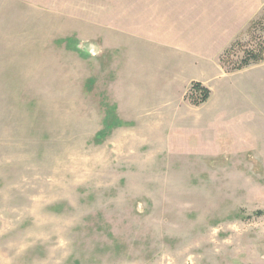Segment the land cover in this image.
Wrapping results in <instances>:
<instances>
[{"label":"rangeland","instance_id":"374dc122","mask_svg":"<svg viewBox=\"0 0 264 264\" xmlns=\"http://www.w3.org/2000/svg\"><path fill=\"white\" fill-rule=\"evenodd\" d=\"M158 2L0 0V264H264V64L219 68L171 143L94 65ZM263 15L230 25L231 59Z\"/></svg>","mask_w":264,"mask_h":264},{"label":"crops","instance_id":"0c3cea01","mask_svg":"<svg viewBox=\"0 0 264 264\" xmlns=\"http://www.w3.org/2000/svg\"><path fill=\"white\" fill-rule=\"evenodd\" d=\"M192 1L140 7L129 28L114 24L112 31L98 36L100 52L94 65L112 73L109 83L121 82L115 97L125 106L122 112L148 134L159 130L164 137L168 129L180 138L181 131L195 129L202 115L192 111L196 106L187 98L191 84L200 82L210 89L207 105L218 69L222 75L228 72L221 57L234 39L230 25H247L264 7V0H205L202 6ZM173 141L181 138L168 143Z\"/></svg>","mask_w":264,"mask_h":264},{"label":"trees","instance_id":"16d2710c","mask_svg":"<svg viewBox=\"0 0 264 264\" xmlns=\"http://www.w3.org/2000/svg\"><path fill=\"white\" fill-rule=\"evenodd\" d=\"M259 31V34L254 35V31ZM248 31L252 35L251 42L244 45L239 52L242 56L234 60L230 58V54L237 55L236 46L238 43L234 42L225 50L221 57V62L226 71L232 72L241 70L242 68L253 64L264 62V15L260 18L251 21ZM210 89L205 87L200 82H194L191 87L189 99L194 105H200L207 101L210 97Z\"/></svg>","mask_w":264,"mask_h":264}]
</instances>
